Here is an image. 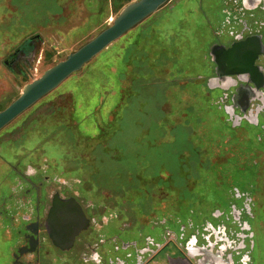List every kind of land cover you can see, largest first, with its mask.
<instances>
[{
  "label": "rangeland",
  "instance_id": "374dc122",
  "mask_svg": "<svg viewBox=\"0 0 264 264\" xmlns=\"http://www.w3.org/2000/svg\"><path fill=\"white\" fill-rule=\"evenodd\" d=\"M10 1L0 0V24L11 27L17 41L38 37L27 78L17 81L21 88L90 41L135 0ZM198 1L175 0L169 11L154 12L26 109L0 133V156L46 158L38 164L53 165L59 155L63 182L77 183L88 199L103 197L111 209L120 206L129 218H142L158 205L165 196L159 185L171 190L169 202L176 198L201 212L223 204L233 186L253 196V253L264 258V172L256 166L228 168V180L222 181L210 164L220 157L217 144L225 138L241 140L245 155L258 145L244 138L245 132L226 127L215 106L199 98L197 83H184V76L202 74L203 44L200 35L190 37L188 27L200 19ZM179 15L171 36L167 30ZM5 173L0 166L1 183ZM190 216L195 219L184 215Z\"/></svg>",
  "mask_w": 264,
  "mask_h": 264
},
{
  "label": "flooded vegetation",
  "instance_id": "af4514ba",
  "mask_svg": "<svg viewBox=\"0 0 264 264\" xmlns=\"http://www.w3.org/2000/svg\"><path fill=\"white\" fill-rule=\"evenodd\" d=\"M174 1L156 12L169 11ZM202 2L195 7L200 19L188 26L190 37L200 35L203 44L198 63L202 74L186 75L184 83H197L202 91L199 98L215 106L226 127L245 132L244 138L251 137L258 145L245 155L240 153L241 140L225 138L217 144L222 148L220 157L210 164L222 181L228 180V168L256 166L264 172V0ZM180 17L167 30L171 36ZM11 31L0 24V111L25 85L19 88L17 81L25 82L38 41L37 36L17 41ZM213 93L216 96L210 98ZM19 152L23 153L21 146ZM60 159L54 155V164L48 165L46 158L0 156L6 172V182H0V264H264V258L253 253V196L232 186L223 204L201 212L176 198L169 202L174 198L171 190L159 185L165 196L158 205L142 218H129L120 206L111 209L103 197L88 199L77 183L63 182ZM39 160L46 163L40 166ZM191 213L195 219L184 217Z\"/></svg>",
  "mask_w": 264,
  "mask_h": 264
},
{
  "label": "water",
  "instance_id": "95a60500",
  "mask_svg": "<svg viewBox=\"0 0 264 264\" xmlns=\"http://www.w3.org/2000/svg\"><path fill=\"white\" fill-rule=\"evenodd\" d=\"M169 1L135 0L125 5L108 27L67 55L63 61L44 71L39 78L25 84L18 97L0 111V130Z\"/></svg>",
  "mask_w": 264,
  "mask_h": 264
}]
</instances>
